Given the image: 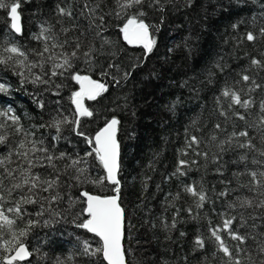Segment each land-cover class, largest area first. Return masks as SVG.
<instances>
[{
	"label": "trees",
	"instance_id": "1",
	"mask_svg": "<svg viewBox=\"0 0 264 264\" xmlns=\"http://www.w3.org/2000/svg\"><path fill=\"white\" fill-rule=\"evenodd\" d=\"M57 2L58 0H22L19 11L24 35L19 37L9 31L6 12L0 10V43L14 37L24 45V50L42 47L32 36L39 32L40 23H55L54 9ZM70 2L78 16L76 23L87 25V20L79 16V0ZM105 4L109 8L114 7V0H105ZM262 4L264 0H172L165 6L163 14L148 10L149 22L159 24L161 15L164 22L155 34L156 47L151 54H147L143 67L137 68L120 86L109 85L108 92L95 101L86 102L94 110L92 118L82 120L86 134L94 135L113 116L120 120L117 132L120 145L118 178L121 181V205L125 209L124 248L128 264H201L205 254L211 264H221L218 258L222 253H217V258H213L215 245L210 241H206L207 247L203 252L193 251L197 235H210L208 222L211 221L212 225L220 224L222 217L217 213H243L245 217L253 213L264 217V209L228 207L230 202H235L236 197H251L254 194L239 187L240 184L247 183V176L239 179L233 176V172L243 168V165L233 163L238 160V152L241 150L222 154L224 175L220 176L215 171L217 165L212 161V155L219 150L216 142L209 139L213 133L218 139H224L233 130H240L246 123L251 124L258 120L259 109L253 107L248 110L247 121L232 117L225 121L219 115L216 98L220 97L221 90L226 85L236 90L243 88L244 85L237 81L240 79L239 74L245 70L257 82H264V71L250 68V57H259V53L264 51V42H257L255 45L238 43L239 37L245 31L264 24ZM120 24V20L109 18L107 31L103 35L113 41L116 48H120L116 59L122 65H127L135 58L143 57L145 51L141 47H130L123 41L118 30ZM233 24H238L239 27L233 29ZM59 27L60 25L56 26L57 31ZM28 55L29 60L37 59L31 51ZM98 59L101 63L107 62L106 56ZM78 64L81 74L101 79L97 69L86 70L87 66L83 62ZM33 71L39 72V69ZM150 71L153 73L152 77L148 73ZM20 79L11 69L5 70L0 65V82L9 87L7 93H0V111L10 106L21 117V123L26 130L35 131L33 125L46 122L51 115H55V101H59V108L64 114L70 115L74 112L70 96L78 89L75 81L70 78H54L56 82L64 84L59 90L60 95L54 96L52 91L55 89L45 90L43 85L21 84ZM251 95L257 105L264 99L262 90ZM37 101L44 102L45 108L40 109ZM220 102L227 109L228 101L220 97ZM216 123H221L222 129H215ZM250 132L257 138L259 146L258 132L255 129H250ZM41 133L47 137L46 130L40 129L36 132V138ZM64 135L72 143L61 140L58 144L61 150L80 151L81 154L90 150L81 137H76L67 130ZM188 135L200 137L198 150L209 152L207 161L186 148ZM20 138L22 137H15L14 142ZM3 151L4 147L0 146V152ZM182 152H187V155H182ZM251 158L250 154L249 159ZM88 159L90 164H96L93 175H104L98 162H94L91 157ZM181 159L196 160L197 163L185 169L187 175H173ZM248 167L255 168L256 165L249 164ZM185 183L203 184L211 202L206 203L202 209H195V198L183 192L180 200H174L173 197L181 191ZM112 187L107 183L86 184L81 190L110 195L113 194ZM225 188L234 191L228 197H218L217 193ZM84 206L81 202L77 209ZM188 207L194 209V214L199 213L198 219L189 217L184 211ZM28 209L38 210V206L29 205ZM176 209H181L180 215L176 217V228L166 229L164 225L171 224ZM251 223L253 221L249 220V224ZM255 224V229L247 230L253 233L264 231V218L256 219ZM22 226L18 221V227ZM181 232L184 233L183 236L180 235ZM77 236L81 240L88 239L94 246L98 241V238L75 228L71 223L61 222L52 227L38 226L32 229L25 243L30 250L39 248L40 251L34 254L31 264H54L56 257L63 259L74 255L78 247ZM10 238L6 229L0 231V244ZM226 242L229 245L235 243L230 239H226ZM249 244L255 248L251 241ZM44 253H47L46 257L43 256ZM252 254L255 256V251ZM23 264H28V261ZM79 264L85 262L81 260ZM95 264L105 262L102 257H98Z\"/></svg>",
	"mask_w": 264,
	"mask_h": 264
},
{
	"label": "snow or ice",
	"instance_id": "2",
	"mask_svg": "<svg viewBox=\"0 0 264 264\" xmlns=\"http://www.w3.org/2000/svg\"><path fill=\"white\" fill-rule=\"evenodd\" d=\"M21 2L22 0H0V10L6 12L9 31L14 33L15 37L24 35L19 11ZM79 2V16L87 20V25L81 26L76 23L78 16L70 0H58L54 9L55 23L48 21L40 23L39 32L32 36V39L39 41L42 47L24 50V45L14 37L0 43V65L4 66L5 70L11 69L14 75L20 77L21 84L31 83L43 85L45 90L55 89L52 91L54 96H59V90L64 87L62 82H56L54 78H70L79 85V90L73 91L70 96L74 112L70 115L64 114L59 108V101H55L57 104L55 115H51L46 122L33 125L35 131L26 130L21 123V117L16 115L10 106L0 111L2 118L0 146L4 147V151L0 152V231L6 229L11 237L0 244V264H23L25 261L31 264L34 254L40 251L39 248L30 250L25 243L32 229L38 226L52 227L61 222L71 223L75 228L98 238V241L94 246L88 239L81 240L77 236L78 247L75 254L63 259L56 257L54 264H69V262L79 264L81 260L85 264H95V259L98 257H102L105 264H127L123 243L125 209L121 205V181L118 178L120 145L117 132L120 120L113 116L106 120L104 126L94 135L86 134L83 131L82 120L92 118L94 110L85 104V100H97L108 92L109 85L120 86L137 68L143 67L147 54H151L156 47L155 34L164 22L163 15L160 16L159 24L149 22L148 10L163 14L165 6L172 0H114V7L111 8L105 4V0H79ZM261 7L264 8V4ZM111 17L121 21L118 30L122 34L123 41L128 45H137L144 49L143 57L135 58L127 65H122L116 59L120 48H116L114 42L103 35L107 31ZM57 25H60L58 31ZM238 27V24L232 25L233 29ZM244 42L251 45L264 42V24L245 31L238 39V43ZM56 49L60 51L55 52ZM29 51L37 59L29 60ZM100 56H106L107 62L101 63L98 59ZM78 62H83L87 66L86 70L97 69L101 79L82 75ZM48 65L50 67H46ZM250 68L264 71V51L259 53V57H250ZM33 69H39V72ZM239 76L237 83H242L243 88L236 90L226 85L221 90L220 97L228 101L227 109L221 104L220 97L216 98L219 115L224 117L225 121L229 117L247 121L248 110L258 107V120L255 123H246V126L240 130H233L224 139H218L213 133L209 139L216 142L219 151L212 155V161L217 165L216 173L223 176L222 154L241 150L238 152V160H234L233 163L243 165V168L233 172V176L237 179L247 176V183L240 184L239 187L246 188L254 195L238 196L235 202L228 204V207L264 209V99H261L257 105L251 95L257 90L264 91V82H257L253 75L248 74V70L241 72ZM8 90V85L0 82V93H7ZM37 106L40 109L45 108L42 101H37ZM240 109L244 111L241 112ZM214 128L220 130L222 124L216 123ZM40 129L46 130L47 137L41 133V136L36 138V132ZM250 129L258 132L259 146L256 142L257 138L252 135ZM65 130L76 137H81L90 150L84 151L83 154L80 151L61 150L58 147L61 140L72 143L69 137L64 135ZM15 137L22 138L14 142ZM200 144V137L187 136L186 148L207 161L209 152L199 151ZM182 155H187V152H182ZM14 157L16 159H13ZM89 157L94 162H98L104 175H93L96 164H90ZM196 163V160L181 159L173 175H187L185 169ZM249 164L256 167L249 168ZM105 183L113 186L111 189L113 195H99L81 190L86 184L104 185ZM233 191L225 188L218 192L217 196L228 197ZM181 192L195 198L193 201L195 209H202L206 203L211 202L203 184L185 183L173 199L180 200ZM81 202L85 206L77 209V205ZM29 205L38 206V210L29 211ZM180 211L181 209H176L171 224L164 225L166 229L176 228V217L180 215ZM184 211L193 220L199 218V213L194 214L192 207ZM46 214L47 218H45ZM217 215L222 217L220 224L212 225L209 221L210 235L207 237L202 234L197 235L193 251L203 252L207 247L206 241H210L215 245L212 257L217 258V253H222L218 258L221 264H264V231L253 233L247 230L255 229L257 227L255 220L264 217L253 213H249L247 217L243 213L238 215L217 213ZM249 220L253 223L249 224ZM18 221L23 224L22 227H18ZM180 235L183 236L184 233L181 232ZM226 239L235 243L229 245ZM249 241L255 245L254 249ZM253 251L255 256L252 254ZM43 256L46 257L47 253ZM201 264H211L207 254L204 255Z\"/></svg>",
	"mask_w": 264,
	"mask_h": 264
},
{
	"label": "water",
	"instance_id": "3",
	"mask_svg": "<svg viewBox=\"0 0 264 264\" xmlns=\"http://www.w3.org/2000/svg\"><path fill=\"white\" fill-rule=\"evenodd\" d=\"M121 35H122V34H121ZM124 42H125V41H124ZM125 43H126V42H125ZM126 44H127V43H126ZM127 45H128V44H127ZM128 46H130V47H141V46H137V45H128ZM141 48H142V47H141ZM82 75H84V74H82ZM77 85H78V84H77ZM77 90H79V85H78V89H77ZM77 90H76V91H77ZM86 101H88V100H85V104H86ZM73 107H74V106H73ZM103 126H104V125H103ZM103 126H102V127H103ZM102 127H101V128H102ZM99 129H100V128H99ZM99 129H98V130H99ZM93 194H95V193H93ZM113 194H114V193H113ZM113 194H110V195H113ZM123 243H124V242H123ZM126 261H127V260H126ZM127 264H128V263H127Z\"/></svg>",
	"mask_w": 264,
	"mask_h": 264
},
{
	"label": "rangeland",
	"instance_id": "4",
	"mask_svg": "<svg viewBox=\"0 0 264 264\" xmlns=\"http://www.w3.org/2000/svg\"><path fill=\"white\" fill-rule=\"evenodd\" d=\"M149 74H151V76L150 77H152L153 76V73L150 71V72H148ZM133 230V229H132ZM134 231V230H133Z\"/></svg>",
	"mask_w": 264,
	"mask_h": 264
}]
</instances>
